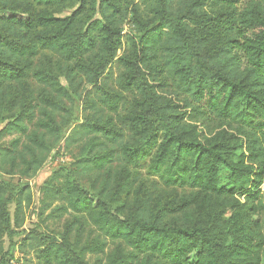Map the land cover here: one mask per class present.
<instances>
[{
  "label": "trees",
  "instance_id": "trees-1",
  "mask_svg": "<svg viewBox=\"0 0 264 264\" xmlns=\"http://www.w3.org/2000/svg\"><path fill=\"white\" fill-rule=\"evenodd\" d=\"M141 2L151 18L122 0H47L54 12H36L35 0H0L1 12L26 14L0 16V120L8 119L0 129V171L31 176L63 138L56 118L72 95L34 62L51 51L66 63L72 93L81 81L92 86L90 112L62 146H78L74 171L90 173L92 192L72 172L52 195L119 242L107 264H139L140 254L168 264H264V0ZM64 9L71 11L60 14ZM128 16L140 36L129 37L118 55ZM113 62L118 74L110 87L100 79ZM164 85L185 110L158 91ZM206 120L217 129L201 126ZM130 168L192 191L172 201L134 197L119 216L110 204L128 185ZM3 194L0 188V234L9 225ZM30 199L21 187L16 219ZM104 243L81 253L102 251ZM40 245L46 262H81L61 242Z\"/></svg>",
  "mask_w": 264,
  "mask_h": 264
},
{
  "label": "rangeland",
  "instance_id": "rangeland-1",
  "mask_svg": "<svg viewBox=\"0 0 264 264\" xmlns=\"http://www.w3.org/2000/svg\"><path fill=\"white\" fill-rule=\"evenodd\" d=\"M122 1L126 2L124 5L137 4L138 11L146 18H151L153 15V11L142 4L141 0ZM46 2L47 0H35L36 12L42 10L53 11L54 9ZM72 6L70 7L73 9ZM206 8L211 12L216 9V6L210 2ZM70 11L71 9H64L60 14L65 15ZM11 14L26 17V14L18 11H0V16H10ZM139 36L140 34L131 23V17L128 16L122 25L123 47L117 51V54H123L129 37L137 39ZM34 62L38 67L52 71L57 76V82L62 90L66 91L67 94L71 93L72 96L71 99L63 97L65 110L58 112L56 118L62 124L63 138L50 150L41 167L31 176H23L17 171H0V188L3 189V197L8 199L6 210L9 215V225L0 234V264H57L51 259L50 263L45 261L43 253L39 251L42 248V245H40L42 241L61 242L67 247L68 253L72 255L80 253L78 256L81 262H78V264H107L108 256L117 249V246H120L119 242L106 239L88 221L84 214H77L70 209L64 210L61 208V206H64V202L52 195L53 188L58 186L67 174L70 175L72 172L77 176L80 185L92 192L90 173L84 174L74 171L75 161L80 158L78 146L72 144L68 145L67 148L62 147L73 126L81 122L85 114L90 112L85 110V107L88 106V101L85 102V100L87 91L91 90L92 86L81 81L75 93H72L70 83L63 74V70L67 65L51 51L41 50L35 57ZM117 74V63L113 62L101 77L100 82L115 87L114 80ZM32 84L37 90L42 85L37 82ZM158 91L173 98L181 106L180 109L185 110L182 107V100L175 96L168 86L158 87ZM47 92L51 93L48 89ZM7 120H0V129L3 128ZM201 122V126L207 125L208 129H217L214 122L207 120ZM115 166L120 171L123 169L119 165ZM128 179V185L118 196L111 200L110 204L112 212L119 216L127 214L128 206L134 200V197L140 198L150 193L152 196L162 195L164 200L172 201L175 194L192 191L186 187L165 186L156 175L149 174L145 168H130V175H127ZM26 185L31 199L23 201L21 212L16 219L14 216V199L18 197L19 189ZM260 190L264 199V181L260 186ZM96 241H105L102 251L81 253L83 247L86 245L91 246ZM138 261L139 264H168L165 260L152 255L148 256V254H140Z\"/></svg>",
  "mask_w": 264,
  "mask_h": 264
}]
</instances>
